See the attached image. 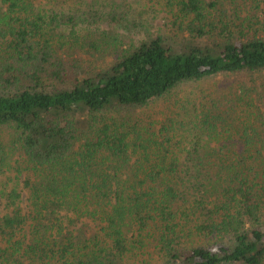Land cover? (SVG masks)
I'll list each match as a JSON object with an SVG mask.
<instances>
[{
    "label": "trees",
    "instance_id": "obj_1",
    "mask_svg": "<svg viewBox=\"0 0 264 264\" xmlns=\"http://www.w3.org/2000/svg\"><path fill=\"white\" fill-rule=\"evenodd\" d=\"M137 2L0 0V172L14 183L0 264H135L148 245L163 264H264V129L210 107L159 127L120 113L186 81L264 72L263 22L242 16L246 0H142L166 30L121 48L110 32ZM82 54L114 58L91 69ZM82 217L91 233L72 230Z\"/></svg>",
    "mask_w": 264,
    "mask_h": 264
},
{
    "label": "rangeland",
    "instance_id": "obj_2",
    "mask_svg": "<svg viewBox=\"0 0 264 264\" xmlns=\"http://www.w3.org/2000/svg\"><path fill=\"white\" fill-rule=\"evenodd\" d=\"M118 4L127 7L128 2L136 3V0H115ZM256 0H246L245 6L243 7L242 16L244 15H256L259 20L263 22L264 27V14L262 10H254L251 7L256 4ZM137 6H134V12H131V20L124 21L116 25L110 34H114L109 40L113 41L116 35L117 41L121 42V48L128 46L131 41L138 42L146 36V34L156 33L158 30H166L165 24H167V15L161 17L159 13L156 17H152V9L148 8L141 11V6L145 2L138 0ZM106 26L105 24H102ZM164 26V27H163ZM264 32V28H263ZM120 38H123L120 39ZM108 39V38H107ZM101 43L99 40H97ZM83 55V54H82ZM82 62L89 68L94 69L95 67H105L111 63L114 56L111 54H104V59L95 60L89 58L86 60V55ZM94 59L90 62V60ZM90 62V63H89ZM212 110L215 113L219 111L228 112L227 117L230 121L239 120H251L257 123V127L264 129V72L256 74L238 73V74H217L209 77H205L200 80H191L183 82L170 90L165 96L155 98L143 107H127L123 108L120 113L127 114L130 118H138L139 116L143 119L152 118L156 121V127H159V122L165 120L167 117L172 116L175 112L179 111L182 117L187 119H193L195 116H191L188 113V109L193 113L198 114L204 108ZM210 111H207V113ZM210 114V113H209ZM11 174L6 172H0V190L4 182L6 181L7 190H11L14 187L13 182H7L6 175ZM17 191L21 194V199H17L16 203L19 202L22 207V212L25 213L27 207V190L24 189V185L21 183V179H17ZM6 198L0 191V216L3 215L7 210L4 205ZM82 217L79 222L72 224L74 226L72 230L75 233L83 222H87L90 226L89 233L94 230V224L89 220ZM65 224L70 222L67 217L64 219ZM68 225V224H67ZM88 235V234H87ZM7 242L0 240V246H4ZM147 254H135L134 251L129 252L130 261L135 264H163L164 258L160 257L158 252L153 249L150 245L146 247ZM135 256L140 259H144L143 262H135ZM28 264V262H26ZM14 264V263H11Z\"/></svg>",
    "mask_w": 264,
    "mask_h": 264
}]
</instances>
